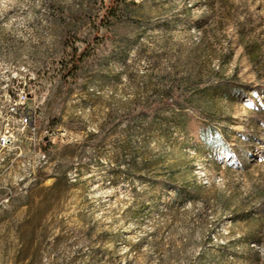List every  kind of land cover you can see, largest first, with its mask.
Masks as SVG:
<instances>
[{
    "label": "rangeland",
    "instance_id": "rangeland-1",
    "mask_svg": "<svg viewBox=\"0 0 264 264\" xmlns=\"http://www.w3.org/2000/svg\"><path fill=\"white\" fill-rule=\"evenodd\" d=\"M113 3L0 0V264H264V0Z\"/></svg>",
    "mask_w": 264,
    "mask_h": 264
},
{
    "label": "trees",
    "instance_id": "trees-1",
    "mask_svg": "<svg viewBox=\"0 0 264 264\" xmlns=\"http://www.w3.org/2000/svg\"><path fill=\"white\" fill-rule=\"evenodd\" d=\"M117 1L118 0H113L114 3L107 7V13L105 14L111 15V17H114L116 15L114 12V7ZM83 56H84V53H81L79 56H77V58L74 60L73 69H75L77 65L82 61Z\"/></svg>",
    "mask_w": 264,
    "mask_h": 264
},
{
    "label": "built area",
    "instance_id": "built-area-1",
    "mask_svg": "<svg viewBox=\"0 0 264 264\" xmlns=\"http://www.w3.org/2000/svg\"><path fill=\"white\" fill-rule=\"evenodd\" d=\"M25 118H26V121H29L31 119V115H28Z\"/></svg>",
    "mask_w": 264,
    "mask_h": 264
}]
</instances>
